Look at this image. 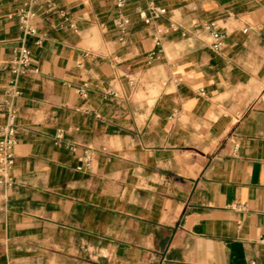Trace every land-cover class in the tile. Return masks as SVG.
I'll list each match as a JSON object with an SVG mask.
<instances>
[{"label":"crops","instance_id":"1","mask_svg":"<svg viewBox=\"0 0 264 264\" xmlns=\"http://www.w3.org/2000/svg\"><path fill=\"white\" fill-rule=\"evenodd\" d=\"M153 1L147 25L129 0L125 43L115 0L40 1L0 264H264V0ZM23 2L0 0V128Z\"/></svg>","mask_w":264,"mask_h":264},{"label":"built area","instance_id":"2","mask_svg":"<svg viewBox=\"0 0 264 264\" xmlns=\"http://www.w3.org/2000/svg\"><path fill=\"white\" fill-rule=\"evenodd\" d=\"M41 0H24L22 6L17 11V16L20 23L21 37L20 43L15 49L14 58L11 60V69L14 74V79L11 82L10 98L5 101L6 123L0 128V186L3 189L14 187L15 180L13 170L16 163L15 147L18 143V109L13 101L21 95L19 88V79L30 71L33 60V54L28 46L27 40L29 36L37 33V25L35 19L38 16L37 7ZM146 8H138V13L145 24L153 25L161 17L167 14L165 7L157 5L153 0H146ZM129 0H115V7L119 13L115 21V27L119 33V41L125 43L129 35V26L131 24L130 17L126 14V7ZM210 30L212 37L211 48L214 51H221L225 44L227 32L222 31L215 23H210L207 27ZM247 31V30H245ZM155 53H152L154 56ZM153 57H151L152 59ZM78 93L86 98L89 93V84L84 82L78 88ZM106 96H118L111 90L106 93ZM54 143L58 147H66L72 151H76L78 145L69 143L65 139V131L58 130L54 136ZM78 171H91L93 156L90 149H86L84 154L79 159ZM264 240V239H263Z\"/></svg>","mask_w":264,"mask_h":264}]
</instances>
